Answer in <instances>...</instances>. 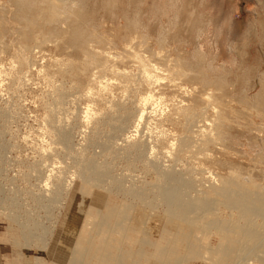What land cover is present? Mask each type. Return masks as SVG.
<instances>
[{
  "label": "rangeland",
  "instance_id": "obj_1",
  "mask_svg": "<svg viewBox=\"0 0 264 264\" xmlns=\"http://www.w3.org/2000/svg\"><path fill=\"white\" fill-rule=\"evenodd\" d=\"M29 3L0 0V264H153L146 256L134 261L133 253L151 254L164 245L160 239L172 252L192 238L202 244L201 256L182 264H228L218 250L245 222L237 205L216 190L235 179L243 190L264 193V0ZM73 8L89 20L87 52L76 51L68 36ZM129 53L157 67L154 86L141 84ZM117 69L141 85L132 92L136 99L150 91L156 99L142 123L128 104L119 129L126 132L101 119L108 103L96 98L99 81L108 84L112 101L133 96L117 88L123 80ZM58 91L66 94L64 103L51 113L47 106ZM88 106L96 121L86 117ZM62 130L68 144L59 139ZM127 137L145 142L149 152L126 149ZM90 161L109 177L83 182L81 168ZM169 173L188 183L196 207L190 211L202 209L192 212L201 230L167 215L158 185ZM257 217L252 223L264 225ZM218 223L230 225L228 238ZM244 260L264 264V243Z\"/></svg>",
  "mask_w": 264,
  "mask_h": 264
},
{
  "label": "bare ground",
  "instance_id": "obj_2",
  "mask_svg": "<svg viewBox=\"0 0 264 264\" xmlns=\"http://www.w3.org/2000/svg\"><path fill=\"white\" fill-rule=\"evenodd\" d=\"M55 2V1H54ZM25 3V2H24ZM30 3H31V1H30ZM29 0H26V4H27V6H30L29 4ZM51 3V2H50ZM53 3V2H52ZM77 4V3H76ZM54 5V4H53ZM52 5V6H53ZM57 4L55 3V5H54V7L56 6ZM78 5V4H77ZM77 5H76V7H77ZM84 5V4H83ZM48 7V6H47ZM56 7H58V6H56ZM81 6H79L78 8L79 9H81L80 8ZM49 8L51 9V8H53V7H51L50 6V4H49ZM56 9V8H55ZM77 10L76 8H73L71 11H70V17L72 18L71 20H69V24H68V27H69V29H68V36H69V38H70V42L72 43V45H76V47L78 48L76 51H86V45H87V43L89 42V39H91L92 37H91V35L89 34V30L87 29V27L85 26L86 24H85V22H88L89 20H87V21H85V19H86V13L85 12H81L80 13V10ZM83 9V8H82ZM52 10V9H51ZM54 10V9H53ZM57 10V9H56ZM55 10V12L54 13H56V12H58V11H56ZM84 10V9H83ZM48 14H49V12H48ZM54 16V15H53ZM69 16V15H68ZM89 16V15H88ZM85 18V19H84ZM68 19V18H67ZM66 19V20H67ZM89 19H91V18H89ZM61 20V19H60ZM68 23V22H67ZM91 23V22H90ZM88 24V23H87ZM100 30V29H99ZM97 38V37H96ZM69 40V39H68ZM48 42V41H47ZM132 45V44H131ZM124 49L125 50H127V49H130V47L129 46H125L124 47ZM91 50V49H90ZM132 51V50H131ZM87 52V51H86ZM90 52V51H89ZM93 52V51H92ZM133 52V51H132ZM95 53V52H94ZM126 54H127V52H125ZM87 54V53H86ZM96 54H103V52L101 53V52H98V53H96ZM105 54V53H104ZM132 55V53H129V55ZM128 55V56H129ZM110 56V55H109ZM133 56V59H132V57H131V59L132 60H134V62L138 65L137 67V69H139V73H140V76H141V79H140V81H141V84H143V85H146V86H154V84L158 81V79H157V74L158 73H155L158 69H157V67H155V66H152V65H150L151 64V62H150V64H146V61L143 59V56H141V55H138L137 53H135L134 55H132ZM95 57V56H94ZM99 57V56H98ZM129 57V58H130ZM96 58V57H95ZM146 58V57H145ZM91 59H93L92 58V56H91ZM89 60V59H88ZM105 60V59H104ZM146 60H148V59H146ZM93 61V60H92ZM91 61V62H92ZM149 61H151V59L149 60ZM99 62V61H98ZM149 63V62H148ZM133 66V65H132ZM121 67V66H120ZM124 67V66H123ZM127 67V66H126ZM130 67V66H129ZM128 67V68H129ZM90 69V68H89ZM109 69V68H108ZM131 69V68H130ZM114 72H116V75H118L119 77H121L123 80H119V82L118 83H116V85H117V88L119 89H121V90H125V91H130V93L133 95V96H129V93H128V95H127V93H126V95L124 94V97H120V99H118L117 101H112V99H108V98H110V91H109V88H108V84L106 83V84H104V83H102V82H97L96 84H98V88H99V91H98V93H97V96H96V98H98V100L99 99H101V100H99L100 101V105H101V101H105V102H107L108 103V106H107V112H106V110H105V112L104 113H102L103 114V116L101 117V119H108V121H112L111 122V124H112V126L114 125V127H115V129L116 130H119L120 128H122L121 126H122V123H123V118H122V115H121V113H123L125 110H126V108H127V106H128V104H133V106H136L135 108H136V111H137V115H139L138 117L136 116V118H138L136 121H138V123L139 122H141L142 123V120L144 119L145 120V117H147V115H151V110L153 109H151V110H149L150 108H151V105H152V103L154 104V102H153V100H156V99H154L155 98V96L152 94V92L150 91L149 93L147 92V94H144L143 96H141V97H139L138 99H136L135 98V94H133L132 92H134V90H135V86H136V84H138V83H135L136 81H134L133 80V78L134 77H132L130 74H128L127 72H125V71H119L118 69L117 70H113ZM158 72V71H157ZM105 73V72H104ZM132 73V72H131ZM138 73V74H139ZM110 74V73H109ZM156 74V75H155ZM135 75H137V73L135 74ZM112 77H114V76H112ZM111 77V78H112ZM120 78V79H121ZM96 79V78H95ZM100 79V78H99ZM118 79V78H117ZM135 79V78H134ZM139 79V78H138ZM170 79V78H169ZM50 80V79H49ZM94 80V79H93ZM102 80V79H101ZM111 80H114V78H112ZM134 81V82H133ZM175 81V80H174ZM117 82V81H116ZM167 82V81H166ZM112 84H114V83H112ZM172 84V83H171ZM111 85V84H110ZM116 85H115V87H116ZM139 85V84H138ZM137 85V86H138ZM140 87H141V85H139ZM138 86V87H139ZM109 87H111V86H109ZM144 87V86H143ZM179 87V86H178ZM58 88V87H57ZM61 88V87H60ZM112 89V88H111ZM114 89V88H113ZM116 89V88H115ZM58 90H59V88H58ZM60 90H62V89H60ZM123 90V91H124ZM132 90V91H131ZM153 90V89H152ZM63 91V90H62ZM122 91V92H123ZM125 91H124V93H125ZM112 92H113V90H112ZM137 92V91H136ZM89 94H90V91L88 92ZM143 93V92H142ZM154 93V92H153ZM117 94V93H116ZM64 95H66V94H64V93H61L60 91H58L57 92V96H56V98H55V101H52L51 103L52 104H49V106H47V107H50V110H48L49 112H51V113H53V112H56V111H58V110H60L61 111V104H63L64 103ZM93 95V94H92ZM113 95V94H112ZM108 96V97H107ZM125 96H126V98H125ZM87 97H92V96H87ZM117 97V96H116ZM137 97V96H136ZM80 98V97H79ZM206 99V98H205ZM96 101V100H95ZM163 101V100H162ZM105 102L103 103V105L105 104ZM207 102V101H206ZM156 103V102H155ZM98 104V103H97ZM96 104V105H97ZM207 104V103H206ZM51 105V106H50ZM95 105V104H94ZM107 105V104H106ZM105 106V105H104ZM154 107H155V105H154ZM92 108V107H91ZM89 106L87 107V109L85 110V115H86V117L87 118H92L93 117V119L95 118L93 115L94 114H92V109H91ZM104 108V107H103ZM102 108V109H103ZM191 108V107H190ZM190 108H188V109H190ZM105 109H106V107H105ZM56 110V111H55ZM99 110V109H98ZM104 110V109H103ZM127 110H129L128 108H127ZM182 110H183V108H182ZM94 111V110H93ZM100 111H102V110H100ZM188 111V110H187ZM153 112V111H152ZM179 112V111H178ZM181 112V111H180ZM195 112V111H194ZM51 113L49 114V115H51ZM128 113V112H127ZM187 113V112H186ZM96 114H98V113H96ZM101 114V115H102ZM123 114H125V113H123ZM185 114V113H184ZM183 114V115H184ZM189 114V113H188ZM100 115V116H101ZM48 116V115H47ZM96 117H98L97 115H95ZM118 116H121V117H118ZM128 116V115H127ZM189 116V115H188ZM59 117V116H58ZM84 117V116H83ZM115 117H117V118H115ZM190 117V116H189ZM188 117V118H189ZM51 118H53L52 116H51ZM50 118V120H53V119H51ZM62 118V117H61ZM122 118V119H121ZM149 118V117H148ZM191 118V117H190ZM92 119V120H93ZM126 119V118H125ZM61 120V119H60ZM95 121H96V118L94 119ZM99 119L97 118V121H98ZM103 120H101V121H103ZM180 120V119H179ZM182 120V119H181ZM49 121V120H48ZM107 121V122H108ZM149 121V120H148ZM151 121V120H150ZM45 122V121H44ZM52 122V121H51ZM67 122V121H66ZM94 122V121H93ZM124 122H125V120H124ZM60 123V122H59ZM97 123H99L100 124V121L99 122H97ZM102 124H103V122H101ZM104 123H106V122H104ZM137 123V122H136ZM138 123L136 124V126L137 127H139L138 126ZM140 123V124H141ZM186 123H188V122H186ZM185 123V124H186ZM192 123V122H191ZM93 124H95V122L93 123ZM108 124H110V123H108ZM46 125V124H45ZM53 125V124H52ZM59 125V124H58ZM105 125V124H104ZM103 125V126H104ZM160 125V124H159ZM189 125V124H188ZM199 125V124H198ZM54 126V125H53ZM55 126H57V125H55ZM98 127H99V125H97ZM110 126V125H109ZM158 126V125H157ZM51 127V126H50ZM107 127H108V125H107ZM156 127V126H155ZM185 127V126H184ZM196 127V126H195ZM52 128H56V127H52ZM57 128H59V127H57ZM60 128H62L61 126H60ZM136 128V127H135ZM47 129V128H46ZM71 129V128H70ZM95 128H93V130H94ZM112 129V128H111ZM114 129V130H115ZM122 129H124V127L122 128ZM121 129V130H122ZM187 129V128H186ZM192 129V128H191ZM190 129V130H191ZM92 130V131H93ZM107 130V129H106ZM121 130H119V131H121ZM44 131V130H43ZM61 130H59V132H60ZM96 131V130H95ZM122 131H124V130H122ZM121 131V132H122ZM138 130H136V132H137ZM52 132V131H51ZM124 132H126V131H124ZM47 133V132H46ZM64 132H63V130H62V134H63ZM69 134V133H68ZM150 134V133H149ZM157 134V133H156ZM193 134V133H192ZM104 135V134H103ZM118 135V134H117ZM190 135H191V133H190ZM202 135V134H201ZM102 136V135H101ZM119 136H121V135H119ZM203 136V135H202ZM55 137V136H54ZM94 137V136H93ZM96 137V136H95ZM110 137H112V136H110ZM155 137V136H154ZM205 137V136H204ZM84 138V137H83ZM209 138V137H208ZM59 139H60V141L61 142H63V143H65V144H68L69 142V138H68V135H65V134H63V135H59ZM106 139H107V136H106ZM114 139V138H113ZM116 139V138H115ZM114 139V140H115ZM130 137H127V138H125L124 139V141L127 143L128 142V147L126 148V149H128V150H131V152L132 151H137V152H141V153H144L145 155L149 152V151H147V147H146V145L147 144H145V142L144 143H132L130 140ZM134 139V138H133ZM201 139V138H200ZM206 139V138H205ZM54 140V139H53ZM103 140V139H102ZM111 140V139H110ZM118 140V139H117ZM121 140V139H120ZM165 140V139H164ZM98 141H99V139H98ZM107 141V140H106ZM112 141V140H111ZM119 141V140H118ZM194 141V140H193ZM58 142V141H57ZM96 142V141H95ZM143 142V141H142ZM167 142V141H166ZM195 142V141H194ZM194 142H191V143H194ZM203 142V141H202ZM58 143H60V142H58ZM92 143V142H91ZM94 143V142H93ZM104 143H106V142H104ZM103 143V144H104ZM186 141L185 140H183V141H181V144H180V148L182 149H184V148H186L187 147V145H186ZM213 144V143H212ZM94 145V144H93ZM106 145V144H105ZM172 145V144H171ZM159 146V145H158ZM70 147V146H69ZM99 147V146H98ZM110 147V146H109ZM162 147V146H161ZM169 147V146H168ZM193 147V146H192ZM151 148V147H150ZM170 149H172L171 147H169ZM168 148V149H169ZM190 148H191V146H190ZM195 148V147H194ZM125 149V150H126ZM112 150V149H111ZM124 150V149H123ZM147 152H146V151ZM192 150H194V149H192ZM122 151V150H121ZM127 151V150H126ZM151 151L152 152H154V149H153V146H152V148H151ZM150 151V154H152V152ZM172 151V150H171ZM183 151V150H182ZM115 152V151H114ZM114 152H112V153H114ZM123 152V151H122ZM146 152V153H145ZM174 152V151H173ZM128 153V152H127ZM110 154V153H109ZM116 154V153H115ZM126 154V153H125ZM129 154V153H128ZM127 154V155H128ZM169 154V153H168ZM173 154V153H172ZM175 154V153H174ZM108 155V154H107ZM135 155V154H134ZM140 155H142V154H140ZM139 155V156H140ZM157 155V154H156ZM183 155V154H182ZM149 156V155H148ZM177 156H178V154H177ZM144 157V156H143ZM79 158V157H78ZM76 159V158H75ZM136 159V158H135ZM149 160H150V158H149ZM80 161V160H79ZM144 161V160H143ZM97 162V161H96ZM165 162V161H164ZM95 162H87L86 164H84L85 166H81L82 168H81V179H82V181L83 182H86V183H88V184H93V183H101L102 181L101 180H103L105 177H109V172H108V174H107V171H105V170H102V169H100L99 167H97L95 164H94ZM105 166V165H104ZM102 167V166H101ZM106 169H110V168H106ZM160 170V169H159ZM158 170V171H159ZM162 172V171H161ZM159 173H160V171H159ZM163 173V172H162ZM173 173H175V172H173ZM156 174V173H155ZM161 174V173H160ZM163 175V174H162ZM166 175V174H165ZM164 175V176H165ZM179 175V174H178ZM168 176V177H167ZM237 176V175H236ZM56 177V176H55ZM179 177V176H178ZM60 177H58V181L57 182H60L61 183V180L59 179ZM166 178H167V180H166V183H163V184H160V185H158V193H159V195H160V197H161V199L165 202V204L167 205V215L168 216H176V218L178 217V218H180L181 219V221L180 222H183L184 221V223L186 222L187 223V225L189 224L191 227H195L196 226V228H197V225L196 224H198V221H199V219H198V217H195V215H197V213H196V211L198 212V211H202V209L200 208L199 210H193V211H190V210H192V208H196V207H194V202L192 201V200H190V199H188V196H187V192H188V190H187V187H188V183H182L181 181H180V177L179 178H177L176 177V175L174 176V174H172V173H169V174H167L166 175ZM184 178V177H183ZM55 179H57V177L55 178ZM182 179V178H181ZM232 180V183L231 182H226L225 183V185L224 184H222V185H224V187L222 188L221 187V189L220 190H216V192L218 193L219 192V194H220V198H222L221 197V195H223V196H225V199H226V201L229 203V204H235V205H237V207L240 209V213H241V215H240V217L244 220V225H236V227L234 226V230H235V234H236V236L237 237H232V238H234V240H229L228 242L226 241V243L225 244H223L222 245V248L220 249V250H218L217 248V250H218V253H219V257H220V259L221 258H224V260H226L227 262H228V264H247V262H245V260H244V258H245V256L247 257V256H250L252 253H254L256 250H258L262 245H263V243H264V225H255V223H252V220H253V218H252V216L253 215H258V217L257 218H259L260 219V217L264 220V193H257V192H253V191H251V190H243V186L241 185V184H239V183H234V181H235V179H234V181H233V179H231ZM156 181V180H155ZM224 181V180H223ZM192 182V181H191ZM190 182V183H191ZM47 184V183H46ZM57 185V184H56ZM54 186L53 188H55V187H57V191H55L56 190V188H55V192L54 193H56V192H58V185H59V183H58V185L57 186ZM64 185V184H63ZM62 185V186H63ZM221 186V185H220ZM42 187V186H41ZM64 187H65V185H64ZM67 187V186H66ZM46 188V187H45ZM62 188V187H61ZM59 189H60V187H59ZM63 189V188H62ZM62 189H60V191L62 190ZM66 189V188H65ZM156 189V188H155ZM44 189H42V191H43ZM154 190V189H153ZM215 190V189H214ZM49 191H51V190H48V192ZM53 191V190H52ZM59 191V193H60V195H62V192H60ZM63 191H64V189H63ZM122 191V190H121ZM65 192V191H64ZM63 192V193H64ZM211 192V191H210ZM213 192V191H212ZM211 192V193H212ZM51 193V192H50ZM53 193V192H52ZM217 193H216V195H217ZM135 194V193H134ZM219 194H218V196H219ZM233 194H235L236 195V197H234L233 196ZM59 195V194H58ZM204 195V194H203ZM53 196H54V194H53ZM56 196H57V194H56ZM59 196H57V198H58ZM54 198V197H53ZM61 198V197H60ZM60 198L58 199V201H60ZM55 199V198H54ZM215 199V198H214ZM43 200V199H42ZM161 200V201H162ZM210 200V199H209ZM213 200V199H212ZM222 200H224V199H222ZM205 201V200H204ZM208 201V200H207ZM199 203H200V201H198ZM209 202V201H208ZM212 202V201H211ZM214 202V201H213ZM218 201H216V203H212V206H213V204L214 205H216V204H218L217 203ZM48 203V202H47ZM197 203V202H196ZM198 204V203H197ZM201 205H203V203L201 202L200 203ZM204 204H207V203H205L204 202ZM221 204H223L222 202H221ZM220 204V205H221ZM224 204H227V203H224ZM223 204V205H224ZM228 204V205H229ZM208 205V204H207ZM206 205V206H207ZM219 205V204H218ZM234 205V206H235ZM211 207V205H210V202H209V205H208V207ZM225 206H227V205H225ZM203 207H205V206H203ZM53 208V207H52ZM215 208V207H214ZM226 208V207H225ZM207 209V208H206ZM213 209V207L212 208H209V210H211V212L214 210H212ZM208 210V211H209ZM229 210V209H228ZM208 211H207V213H208ZM239 211V210H238ZM237 211V212H238ZM195 213V215L193 216V213ZM207 213H206V210H205V214L207 215ZM214 214H215V211H214ZM205 215V216H206ZM216 215V214H215ZM239 215V214H238ZM212 216V215H211ZM175 218V217H171V220L173 221V219ZM216 218V217H215ZM250 218H252V220H250ZM200 219H202V218H200ZM212 219V218H211ZM214 219V218H213ZM254 219H256V218H254ZM175 220V219H174ZM178 220V219H177ZM263 220H261L263 223H264V221ZM211 221V220H210ZM214 221V220H213ZM217 222V221H216ZM209 223V222H208ZM212 223V222H211ZM210 223V224H211ZM204 224V223H203ZM207 224V223H206ZM220 223H218V224H216V225H219ZM225 223H223V224H220L221 226H223ZM171 225V224H170ZM199 225H201V224H199ZM213 225V224H212ZM216 225L214 226V228L216 227ZM220 225H219V228L222 230V232H223V235L224 234H226V237H227V233H228V229L230 228L229 226H227V224L225 225V226H227V227H220ZM177 227V226H176ZM189 227V226H188ZM200 227V226H199ZM204 228L206 227L205 225L203 226ZM211 227V226H210ZM213 227V226H212ZM179 228V226L176 228V229H178ZM195 228V230H196V232L195 233H197V229H200V228H197L196 229ZM206 229V228H205ZM232 229V230H233ZM201 230V229H200ZM199 230V231H200ZM217 230H218V227H217ZM190 231V230H189ZM198 231V232H199ZM203 231H205V230H203ZM179 232V230L176 232V234ZM191 233V232H190ZM214 233H216V232H214ZM171 234V233H170ZM175 234V233H174ZM175 234V235H176ZM193 235V234H192ZM228 235H229V233H228ZM230 235H231V233H230ZM225 236V235H224ZM223 236V237H224ZM233 236V235H232ZM235 236V235H234ZM228 238V237H227ZM223 239V238H222ZM229 239H231V238H229ZM160 240H162L161 241V243H164V245H162V247H160L158 250H153L152 252H151V254H146V253H144V252H141V251H139V250H137L138 252L137 253H133V260L134 261H136V259H135V256H137V258H142V257H144V256H146V258L148 257V259L149 260H153L154 259V261H152L153 262V264H182L183 262H190V261H194L195 260V258H198V257H200L201 256V253H200V250L199 249H201L200 248V246L202 245V244H199V243H197V241H196V239L195 238H192V240L193 241H187V243L186 244H184V246H183V243H182V245L181 244H175V250L174 251H172V252H167L166 250H167V248H165V246L168 244L167 243V241L165 240V239H160ZM221 240V239H220ZM224 240H226V238L224 239ZM228 240V239H227ZM179 241H181L180 239H179ZM205 241V240H204ZM199 242V241H198ZM222 242H223V240H222ZM221 245V244H220ZM181 247H184V249H186V252L183 254V253H181L180 252V248ZM208 247V246H207ZM183 249V248H182ZM181 249V250H182ZM210 249H212L213 250V248H210ZM209 249V250H210ZM208 250V249H207ZM216 250V251H217ZM214 251H215V249H214ZM215 251V252H216ZM165 253V254H164ZM218 253H217V256H218ZM234 255V256H233ZM154 256H156V258L154 257ZM233 256V257H232ZM132 260V261H133ZM72 261V264H80V262H78V261H76V260H71ZM217 264V263H216ZM249 264V263H248Z\"/></svg>",
  "mask_w": 264,
  "mask_h": 264
}]
</instances>
